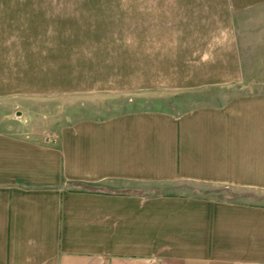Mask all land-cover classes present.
Returning a JSON list of instances; mask_svg holds the SVG:
<instances>
[{
    "label": "crops",
    "instance_id": "1",
    "mask_svg": "<svg viewBox=\"0 0 264 264\" xmlns=\"http://www.w3.org/2000/svg\"><path fill=\"white\" fill-rule=\"evenodd\" d=\"M263 12L0 0V264H264Z\"/></svg>",
    "mask_w": 264,
    "mask_h": 264
},
{
    "label": "rangeland",
    "instance_id": "2",
    "mask_svg": "<svg viewBox=\"0 0 264 264\" xmlns=\"http://www.w3.org/2000/svg\"><path fill=\"white\" fill-rule=\"evenodd\" d=\"M260 19V20H259ZM253 22H263L264 23V12L260 17L257 15L254 17L252 16ZM8 102V101H7ZM55 102H61V101H55ZM67 102V101H65ZM71 102V101H69ZM112 102L117 101H110L108 104L105 103L103 106H69L70 113L73 114L76 118L81 117L82 114L85 113V115L94 116L97 115L98 117H103L106 115H109L116 111L121 106H112ZM168 105V104H166ZM145 109H164V110H172L173 106H142ZM0 108H5L4 106H0ZM227 195V194H226Z\"/></svg>",
    "mask_w": 264,
    "mask_h": 264
}]
</instances>
